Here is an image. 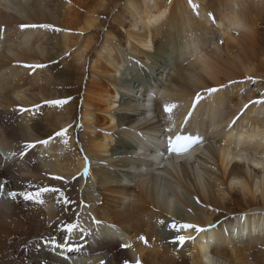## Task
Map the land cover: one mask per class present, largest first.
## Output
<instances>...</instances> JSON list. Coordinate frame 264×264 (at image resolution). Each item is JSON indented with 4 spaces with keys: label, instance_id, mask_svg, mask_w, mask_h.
Returning <instances> with one entry per match:
<instances>
[{
    "label": "bare ground",
    "instance_id": "obj_1",
    "mask_svg": "<svg viewBox=\"0 0 264 264\" xmlns=\"http://www.w3.org/2000/svg\"><path fill=\"white\" fill-rule=\"evenodd\" d=\"M55 1L0 0V264L264 255V102L252 103L264 101V0H60L53 13ZM38 15L58 35L37 27ZM58 56L61 71L29 67ZM156 66L160 78L172 70L169 82L130 94L129 75ZM45 187L63 196H8ZM171 217L204 231L177 232ZM53 240L61 247L49 252Z\"/></svg>",
    "mask_w": 264,
    "mask_h": 264
},
{
    "label": "rangeland",
    "instance_id": "obj_2",
    "mask_svg": "<svg viewBox=\"0 0 264 264\" xmlns=\"http://www.w3.org/2000/svg\"><path fill=\"white\" fill-rule=\"evenodd\" d=\"M60 2V0H57V1H55V2H52L51 4H50V6H49V10L51 11V12H57V10L58 11H60V6H59V3ZM162 2H165V0H162ZM57 8V9H56ZM3 10V8L2 7H0V11H2ZM62 10H64V9H61V11ZM61 11H60V13H61ZM264 12V11H263ZM59 13V12H58ZM59 13V14H60ZM60 17L62 18L63 16L62 15H60ZM37 19H38V21L39 22H37V23H41V24H38L37 25V27H39L40 29H45V31L44 32H46V33H49V35H54V36H56V34L58 35V31H60L61 29L59 28V27H57L54 23H52V22H48V19L49 20H51L52 21V19H50V18H48V16L46 17V18H43L42 17V15H38V17H37ZM44 19H46V21L47 22H43L44 21ZM47 23V24H46ZM3 24H5V23H3ZM8 29H9V27H8ZM94 33H96L97 32V34H100V32H98V31H93ZM95 36V35H94ZM103 36V35H102ZM104 38V37H103ZM103 38H101L102 40H103ZM46 39H48V37H46ZM101 40V41H102ZM59 41V38H54V40H52V41H50V44L49 43H47V45H49L50 47L52 46H54L56 43H59L58 42ZM123 48H124V46H123ZM47 50L48 49H46V53H47ZM124 50H126V49H124ZM49 52H51V51H49ZM66 55H68V57L67 58H69V53H67V54H65V56ZM45 63H46V65H58L57 67H58V71H61L62 69H63V67L62 66H64V64L65 63H68V61H62V57L61 56H58V57H56V58H54V59H52V60H49V61H46V58H44V57H41V59L37 62V65H41L42 67H43V65H45ZM62 63V64H61ZM176 64V60H174V61H170V65H171V67L170 68H172L173 67V69L175 68L174 66H175V64ZM36 65V64H35ZM157 66L155 67V72H154V70L152 71V72H150L149 71V74H148V76H144V71L145 70H149L148 68H146V69H144V70H142V71H139V72H137L136 74L135 73H132V74H134V75H132V74H130L129 75V80H130V82H131V80L133 81L132 82V84L135 86V88L133 89V88H129V93L131 94V92L133 93V91H131V90H137L136 89V87L140 84V82L142 83V81L144 82V84H145V86H149L150 84L151 85H153V84H155L156 83V81H158L159 79L160 80H162V82L164 83V84H167V82H169L168 80L170 79V77H171V74H172V70H170V69H168V70H166L162 75V78H160L161 77V71H163L162 69H159L158 71H157ZM140 76H141V78H140ZM147 78V79H146ZM158 78V79H157ZM136 79V80H135ZM144 79V80H143ZM149 83V84H148ZM161 86V85H160ZM153 96L155 95L154 93L152 94ZM120 158H118V160H119ZM161 167V166H160ZM4 169V165H0V170L2 171ZM120 169V171L122 170V167H120L119 168ZM84 180H86V179H84ZM124 185H127L128 187H130V188H132V186H133V182H124L123 183ZM176 218H174L173 219V217H171V218H167L166 219V223H167V225H171L173 222H174V220H175ZM164 228H163V226H162V228L160 229L161 230V232H165L164 230H163ZM63 247V246H62ZM71 248V247H70ZM56 248L55 247H53V248H49V252L50 251H53V250H55ZM256 253V252H255ZM255 253L253 252V253H251V254H248V258H246V260L247 259H249V262L248 261H245V263L246 264H250V263H253V264H264V255H263V253H259V252H257L256 254L257 255H259V256H257V255H255ZM63 254H66V253H63ZM70 254L69 253H67V256H69ZM252 258V259H251ZM69 260V259H68ZM260 262V263H259ZM36 264H45V262H40V261H37V263ZM84 264H86V263H84Z\"/></svg>",
    "mask_w": 264,
    "mask_h": 264
},
{
    "label": "snow or ice",
    "instance_id": "obj_3",
    "mask_svg": "<svg viewBox=\"0 0 264 264\" xmlns=\"http://www.w3.org/2000/svg\"><path fill=\"white\" fill-rule=\"evenodd\" d=\"M23 27V26H22ZM29 67H40L39 65L37 66H29ZM217 91V89H209V92H215ZM200 96L199 94L197 95L196 97V100L194 101L193 103V108L195 107V105L199 102L200 100ZM260 102H264V101H253L252 103H260ZM50 103L51 105L53 106H59V105H63L64 103H66L65 100H53V101H50L48 102ZM245 108L248 107L247 104L244 105ZM171 109L169 107H165V111H170ZM21 111H28L27 109H21ZM189 115H191V113H189ZM66 132L67 130H62V131H59L57 132L55 135L56 136H59V137H63L66 135ZM177 144H180L181 141L184 142V145L183 147L187 148L189 146H191V144L193 143H198V138L197 139H193L192 137H177ZM48 140H41V141H38L37 143H40V144H48ZM36 146V144H33V143H28V144H25L23 146L24 149H32ZM175 150V148H174ZM23 154H26V153H22ZM56 179H60V177H56ZM3 192V187L0 186V193ZM49 192H52V193H56L59 197H62L63 196V193L57 189V188H48V187H45V188H41L39 189L38 191L36 192H31V191H25V192H21V193H16V192H9L8 193V196L15 200L16 197L19 195L23 198L24 201H32V202H35V203H43V200H42V195L45 194V193H49ZM76 227V225L74 224H69L67 225L66 227V231L71 233L73 231V229ZM171 227L176 230L177 232H179L181 229L183 230H187V229H192L195 227V230L197 232H200V231H204V229H201L199 228L198 226H194L192 224H180V225H176V224H172ZM141 240H144V237H140ZM186 237L183 236V235H179L177 237L176 240L173 241V243H179L180 245H183L185 242H186ZM146 242V241H145ZM51 243L53 244L54 247H61V245L59 244H56V242L53 240L51 241ZM63 247L68 250V251H71L73 250L72 248H70L67 243L65 245H63ZM124 247H131L130 245H124ZM137 264H139V261H137Z\"/></svg>",
    "mask_w": 264,
    "mask_h": 264
}]
</instances>
